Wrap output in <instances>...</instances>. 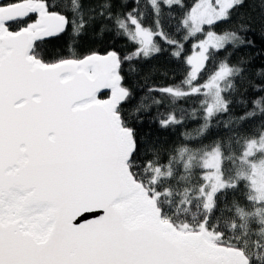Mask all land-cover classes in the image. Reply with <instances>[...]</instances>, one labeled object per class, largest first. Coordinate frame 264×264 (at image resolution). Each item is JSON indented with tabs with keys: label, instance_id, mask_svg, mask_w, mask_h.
Segmentation results:
<instances>
[{
	"label": "snow or ice",
	"instance_id": "6c2138e0",
	"mask_svg": "<svg viewBox=\"0 0 264 264\" xmlns=\"http://www.w3.org/2000/svg\"><path fill=\"white\" fill-rule=\"evenodd\" d=\"M165 53L181 79L149 91L202 119L170 148L133 86ZM0 264H264V0H0Z\"/></svg>",
	"mask_w": 264,
	"mask_h": 264
},
{
	"label": "trees",
	"instance_id": "16d2710c",
	"mask_svg": "<svg viewBox=\"0 0 264 264\" xmlns=\"http://www.w3.org/2000/svg\"><path fill=\"white\" fill-rule=\"evenodd\" d=\"M243 11H248L244 9ZM236 21H233V25ZM233 25L221 24L219 29H226ZM115 46L116 48L127 51V45L122 40H113L111 36H107L102 40L93 39L91 36L84 38L80 45L79 51L81 53L87 52L91 49L103 50L109 46ZM47 50L53 54L56 52H66L65 41H59L55 45H48ZM250 50L245 49L242 52H237L235 56L232 57L233 61L240 58V56L248 54ZM215 65L209 66V71H211ZM181 66L177 65L171 60V57L165 53L159 56L157 59L145 63L141 66L139 74L135 77L133 81V86L135 87L137 101L140 100L150 106V111L147 114L141 115V121L137 123L138 132L141 136H150L154 141H158L161 145L166 148L172 146H179L185 142V133H190L195 136L196 130L201 126V118H191L189 113L193 108H199V101L197 99L181 100L174 103L168 96L161 95L158 92L149 91L150 89H156L157 87L171 85L177 83L182 76ZM255 94L250 93V96ZM237 100L232 106V111L227 117H221L220 121L217 123L207 138L203 141L207 143L217 137H227L230 132L225 129L224 124L228 119L237 118L244 114L246 107ZM158 101L159 103H154ZM175 108L177 114H180V110H184L185 121L180 126H172L167 129L161 128L156 122L163 116H166L170 109ZM250 107V105L248 106ZM260 121H248L243 125V131H250L259 125ZM192 211H196L193 209ZM179 219H184L180 217Z\"/></svg>",
	"mask_w": 264,
	"mask_h": 264
}]
</instances>
